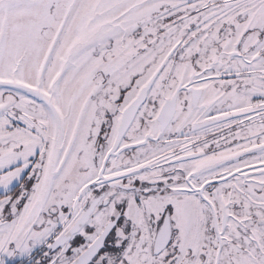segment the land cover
Listing matches in <instances>:
<instances>
[{
	"label": "snow or ice",
	"instance_id": "obj_1",
	"mask_svg": "<svg viewBox=\"0 0 264 264\" xmlns=\"http://www.w3.org/2000/svg\"><path fill=\"white\" fill-rule=\"evenodd\" d=\"M0 264H264V0H0Z\"/></svg>",
	"mask_w": 264,
	"mask_h": 264
}]
</instances>
